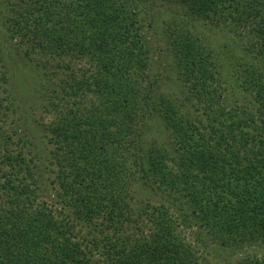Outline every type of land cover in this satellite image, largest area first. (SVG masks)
I'll use <instances>...</instances> for the list:
<instances>
[{
  "label": "trees",
  "instance_id": "16d2710c",
  "mask_svg": "<svg viewBox=\"0 0 264 264\" xmlns=\"http://www.w3.org/2000/svg\"><path fill=\"white\" fill-rule=\"evenodd\" d=\"M143 1L1 0L37 89L23 113L0 49V264H264V0H161L181 98Z\"/></svg>",
  "mask_w": 264,
  "mask_h": 264
},
{
  "label": "rangeland",
  "instance_id": "374dc122",
  "mask_svg": "<svg viewBox=\"0 0 264 264\" xmlns=\"http://www.w3.org/2000/svg\"><path fill=\"white\" fill-rule=\"evenodd\" d=\"M2 5L0 3L1 19H3L4 14ZM142 6L144 7L141 13V16L143 17L142 21L144 23L146 34L150 42L153 43L152 69L151 73H149L150 77L157 78V81L160 84V90L162 92H165L173 97H184L187 94L186 86L178 80L177 73L175 69L172 68V61L168 56V52L164 44V38L162 36H164L163 29L166 26V22H172L173 17H177L180 13V16L186 19L185 23L189 24V22L187 21L188 17H185L180 10H177L178 7L176 8L174 4L168 3L166 1H143ZM3 28L4 27L0 24V49L4 51L7 62L9 64V70L13 78V90L23 98L21 101L24 100L22 103L20 102V109H22L21 111L25 113L24 110H27V105L25 102H30L36 97V95L34 97L32 94L34 89L37 88H33V85L30 82V80L32 81V74L28 69V66L26 65L27 63L21 59L20 54L17 53V49L14 46L13 42L4 38V35L2 33ZM201 33L205 36V39L213 43L215 48L221 52V54L230 62V64L232 62L233 64L238 63V61L240 60L239 50L230 39L225 37L226 35L223 34V31L219 29L204 27ZM41 90L43 92L45 89L41 88ZM30 113L37 116H42L43 121H48L50 119V115L48 113H44L38 107ZM30 117L32 118V116ZM27 119L28 118L26 116V119L23 122L24 124L20 125L22 131L26 130L23 128L25 127V124L26 128H29L27 126ZM154 134L155 133L153 132L152 136H154ZM143 194L145 196H150L148 198L151 201L157 200V197L154 196L149 190H143ZM135 195L138 196V192H136ZM144 195L140 193V196ZM188 232L190 234L189 229L187 230V233ZM193 235L194 234L192 233L190 235V238ZM254 250L257 251V255H261L262 253H264V250ZM210 252L212 253L213 251L210 250ZM234 260H236V256L231 255L228 259L220 260V264H235Z\"/></svg>",
  "mask_w": 264,
  "mask_h": 264
}]
</instances>
